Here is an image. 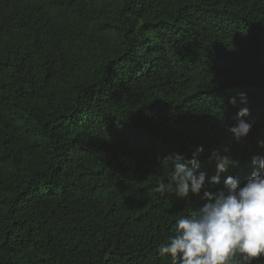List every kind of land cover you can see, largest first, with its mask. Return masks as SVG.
<instances>
[{"label": "trees", "instance_id": "trees-1", "mask_svg": "<svg viewBox=\"0 0 264 264\" xmlns=\"http://www.w3.org/2000/svg\"><path fill=\"white\" fill-rule=\"evenodd\" d=\"M260 139L264 0H0V264H171L157 245ZM196 146L201 193H155Z\"/></svg>", "mask_w": 264, "mask_h": 264}, {"label": "clouds", "instance_id": "clouds-1", "mask_svg": "<svg viewBox=\"0 0 264 264\" xmlns=\"http://www.w3.org/2000/svg\"><path fill=\"white\" fill-rule=\"evenodd\" d=\"M238 95L240 103L246 104V94ZM236 102L235 97L229 99L231 104ZM235 119L228 131L240 142L255 120L246 106L238 110ZM257 146L264 148V139L258 140ZM204 151L203 146H196L186 162L178 154L163 157L161 164L167 172L157 179L153 191L161 196L175 193L183 199L190 193L199 195L205 173L196 171L197 157ZM229 152L227 147L223 154L219 149L211 151L209 158L216 161L218 173L228 164L237 163ZM251 162L255 167L242 186L238 178L229 175L216 191L204 189L201 198L206 202L176 220L174 234L157 245L159 255L169 256L171 264H252L254 259L264 257V155L253 154ZM211 182L219 183V175L211 177Z\"/></svg>", "mask_w": 264, "mask_h": 264}]
</instances>
